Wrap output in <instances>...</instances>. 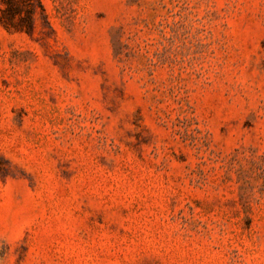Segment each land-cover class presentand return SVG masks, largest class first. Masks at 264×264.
Wrapping results in <instances>:
<instances>
[{
	"label": "rangeland",
	"instance_id": "374dc122",
	"mask_svg": "<svg viewBox=\"0 0 264 264\" xmlns=\"http://www.w3.org/2000/svg\"><path fill=\"white\" fill-rule=\"evenodd\" d=\"M0 0V264H264V0Z\"/></svg>",
	"mask_w": 264,
	"mask_h": 264
},
{
	"label": "trees",
	"instance_id": "16d2710c",
	"mask_svg": "<svg viewBox=\"0 0 264 264\" xmlns=\"http://www.w3.org/2000/svg\"><path fill=\"white\" fill-rule=\"evenodd\" d=\"M3 2H6L5 0H2ZM7 2H8V0H7Z\"/></svg>",
	"mask_w": 264,
	"mask_h": 264
}]
</instances>
